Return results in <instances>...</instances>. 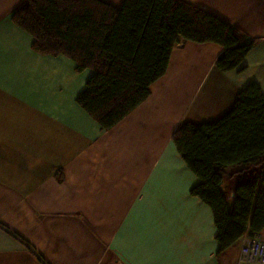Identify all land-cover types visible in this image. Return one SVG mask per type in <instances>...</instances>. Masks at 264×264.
<instances>
[{"label":"crops","instance_id":"0c3cea01","mask_svg":"<svg viewBox=\"0 0 264 264\" xmlns=\"http://www.w3.org/2000/svg\"><path fill=\"white\" fill-rule=\"evenodd\" d=\"M184 1L257 40L244 70L218 71L217 44L180 40L148 98L101 130L75 101L91 71L7 79L8 67L11 78L50 56L10 21L25 0H0V264H237L241 238L218 251L212 212L190 195L199 180L172 135L220 118L249 83L264 95V0ZM256 236L264 241V228Z\"/></svg>","mask_w":264,"mask_h":264},{"label":"trees","instance_id":"16d2710c","mask_svg":"<svg viewBox=\"0 0 264 264\" xmlns=\"http://www.w3.org/2000/svg\"><path fill=\"white\" fill-rule=\"evenodd\" d=\"M11 23L32 38L43 56H63L74 70L91 71L77 105L108 130L143 103L166 72L180 40L222 48L218 71L244 70L257 40L184 0H25ZM176 150L199 183L190 195L213 215L221 252L264 228V95L256 83L238 92L215 121L185 122L172 135Z\"/></svg>","mask_w":264,"mask_h":264},{"label":"rangeland","instance_id":"374dc122","mask_svg":"<svg viewBox=\"0 0 264 264\" xmlns=\"http://www.w3.org/2000/svg\"><path fill=\"white\" fill-rule=\"evenodd\" d=\"M48 58H50V63H48L44 67H42V66L41 67H24L25 71L18 69L17 74L11 78H9V75L13 74V72H14L13 67H8L7 70L9 71V74H8L7 79L11 80V81L26 79V78H24L25 74L27 73L29 75L31 73L30 72L31 69L35 70L37 68V77H36V74L34 73L33 77H32L33 79H35V80L37 79L39 81L40 80H49L50 82H53L57 79V77L55 74L52 73L51 67H74V63L65 57L56 58V57L50 56ZM16 82L20 83L19 81H16ZM18 94L28 95V93L25 92L23 89H21Z\"/></svg>","mask_w":264,"mask_h":264},{"label":"built area","instance_id":"2783aa9c","mask_svg":"<svg viewBox=\"0 0 264 264\" xmlns=\"http://www.w3.org/2000/svg\"><path fill=\"white\" fill-rule=\"evenodd\" d=\"M237 264H264V241L259 236L241 238Z\"/></svg>","mask_w":264,"mask_h":264}]
</instances>
